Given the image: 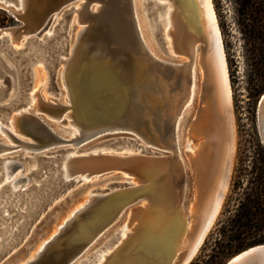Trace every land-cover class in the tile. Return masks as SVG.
<instances>
[{
	"label": "bare ground",
	"instance_id": "6f19581e",
	"mask_svg": "<svg viewBox=\"0 0 264 264\" xmlns=\"http://www.w3.org/2000/svg\"><path fill=\"white\" fill-rule=\"evenodd\" d=\"M20 1L22 5L25 4V0ZM149 1H152L155 6H157V2L166 4L165 14L163 15L162 11L158 9L157 15L161 22H163L164 18L166 19L165 36L166 39L167 36L172 39L167 45L168 50L170 48L169 54L173 55L174 50L175 53L182 52V54L191 55L193 58L191 88L189 94L184 97L175 116L174 137L163 139L159 135L157 136L158 139L156 138L154 141L159 146L173 150L174 156L168 160L146 155L131 157L129 159L109 157L112 151L119 154L123 151L136 153L130 147H121L119 150L112 148L95 149L93 150V156L80 160L76 156L81 153L70 152L76 146H83L82 144L91 138L86 137L81 122V119L84 118L82 104L86 98L89 99V92L84 81L88 79V74L90 77V74L93 73L92 68L98 70L101 65L100 61L94 60V58L89 56L84 46L85 29H87L86 26L91 21V15L86 7H82L79 4L76 13L80 28L76 31L75 41L68 53L60 58L61 68L59 76L61 84L66 90V101L56 96L49 97L48 99L43 98L40 94L43 84L41 83L42 75L38 69V62L41 61L44 65L45 62L43 58L31 60L34 83L29 94L30 104L15 110L9 116L7 122H4L3 119L0 120V131L14 143H6L0 139V143L2 144L0 154L5 151L13 152L17 149L29 150L33 147V142L25 138L21 130L22 122L26 115H39L41 113L46 115L50 121L55 120L60 123L63 121V118H67L68 124L66 127H57L58 130H68L70 132L69 135H72L71 138H67L59 134L65 141L58 144H70L72 147L63 160L62 167L65 178L70 179L75 172H82L81 176L83 179H90L92 178L91 176L98 174L102 168L116 166L135 176L142 186L115 190L108 196L102 197L90 193L83 203L79 207L74 208L62 223L57 226L55 233L44 241L38 250L25 261L36 259L50 241L53 240V244L61 243L64 237L62 229L68 223L74 221L80 226L85 225L86 221H89L86 216L83 218V213L87 209L95 207L94 209L97 210L96 214L107 213L108 219L112 220V223L118 219L117 217H119L121 210L126 205L137 199H152V203L146 206L148 201H144L141 205H133L128 223L123 226L122 230L119 229L117 232L120 234L119 239H121V242L117 246L112 250L109 248L110 250L107 251H103V247L105 246H102L83 259L82 257L89 251L90 247L105 234L103 233L105 229L100 230L99 228V231H96V235L90 240L84 251L72 259L69 264H75V262L76 264H88L94 257H97V259L93 264H103L105 261L110 263L118 257L115 254L119 252L117 250L118 247H124L126 244L129 245L128 251L131 250V247H134L138 251L143 249V252L140 254L148 264H173L180 252L187 251V256L189 257L194 252V244L216 204V196L222 184L223 171H225V168L227 170L230 157H232L237 145V130L235 132L236 136L231 142L228 137L227 103L230 101V90L227 77L229 71L227 72L226 51L212 0H135L137 15L146 44L154 55L161 57L154 48L155 44H153L154 40L158 44L159 42L156 37V25L150 19L149 10L146 6ZM34 32L28 30L13 35L11 40L14 48L22 51L27 46L28 38L30 36L34 37ZM221 40L223 42V49ZM198 64L203 69L202 87L205 80V92L202 95L201 91L200 98L203 101H208L211 105L209 109L202 112V120L191 123L188 130L189 143L192 142L193 138L201 140L196 144H192L190 146L191 151L186 152L189 155L190 164L193 169L197 196L196 202L193 203L192 214H189L185 211L183 205L188 170L185 167L186 160L181 153L178 128L180 127L181 117L186 109L192 105L197 93V75L200 70ZM36 97H38V106L34 109L32 102H34ZM225 98L226 106L224 104ZM213 99H217V105H213ZM258 120L261 129H263L264 97L259 104ZM205 136L208 137L207 141L200 148V144ZM262 136L264 138L263 132ZM140 141L144 144L151 142L146 139H140ZM100 152L102 153L100 154ZM0 157L2 159L0 180L6 177V183L0 186V189L4 185H7L10 189L4 196H0V206L3 207L2 214L6 217L1 222V226L6 227V230L3 234L0 233V245H4V243H8L11 239H14L13 237L15 232L18 231L19 223L23 221V217L17 216L15 221L9 222L11 210L8 206H4V204L8 202L13 203L15 207L17 205L16 208L18 209L21 201H19L20 198L15 193L20 194L22 191L29 189L34 183L23 188L27 181H30L29 174L23 175V172L26 170L24 161H6L1 155ZM216 161L219 163V168L214 172L212 165ZM178 165H181L182 170L176 172L175 169ZM21 168L22 171L17 172ZM11 177L15 178L10 180ZM18 184H21L20 188L17 187ZM199 195L202 199H198ZM188 215H194L196 218L192 222L191 229L189 228L190 221ZM94 218L96 216H93ZM107 222L109 221L107 220ZM128 229H131V231L129 232ZM163 231L164 234L161 233ZM128 251H123L119 254L122 255L126 252L124 254L126 255L129 253ZM235 256L230 258L226 264ZM185 259L184 263L189 260V258Z\"/></svg>",
	"mask_w": 264,
	"mask_h": 264
},
{
	"label": "water",
	"instance_id": "95a60500",
	"mask_svg": "<svg viewBox=\"0 0 264 264\" xmlns=\"http://www.w3.org/2000/svg\"><path fill=\"white\" fill-rule=\"evenodd\" d=\"M25 4H21L20 0H0V8L8 11L21 24L0 28V51L5 55H10L17 62L20 61L19 53L21 50L14 48L12 44V36L24 31H38L47 21L49 16L55 14L65 6H71L77 10L79 4L86 7L91 15L90 22L87 24L84 34V46L91 58L100 61L98 70L92 68V74H88V79H85L86 88L89 92V99L86 98L82 104L84 118L81 119L82 128L89 141L104 134H127L117 139H109L104 144L112 149H121V147H130L134 150L139 147L141 150L135 154L130 151H123L121 154L112 151L109 157L117 159H129L139 156H153L164 160L172 159L174 156L173 150L167 147L159 146L154 141L157 136L168 139L174 137V119L180 105L187 94L190 92L192 81V65L193 58L191 55L175 53L183 58L178 60H170L164 57L154 55L146 44L142 28L139 23L135 0H25ZM150 19L156 25V37L162 48L167 51L165 32L162 28L166 25V19L160 21L157 15V10L160 9L162 14H165L166 4L157 2V6L152 1L146 4ZM154 14V16H151ZM30 36L28 39H34ZM48 45V42L45 43ZM43 45V46H45ZM223 49V42L221 40ZM38 53L39 48L35 47V42L30 41L31 52L28 55L32 58H43L46 66L50 71H55L60 64V53L63 47H49ZM36 49V50H35ZM227 59V56H226ZM31 65L29 66V69ZM228 72V70H227ZM230 90V103H227V116L229 124L228 137L230 142L235 138V114L233 107L232 86L230 75L227 74ZM205 82V80H204ZM203 82L202 95L205 92V84ZM12 85L15 83V78L11 79ZM264 94L260 97L259 104L263 99ZM23 99H20L22 101ZM213 105H217V99L212 100ZM226 106V98L224 100ZM211 103L203 101L200 98L192 123L202 120L204 110L210 108ZM30 114V113H29ZM39 115H26L22 122L21 130L25 138L30 139L33 147L28 151L30 157L35 158L40 163V166L34 171L35 177L42 179L38 184L34 183L29 189L22 191L20 194L15 193L20 198V205L13 203H5L10 210H14L18 217H23V221L19 223L18 231L14 234V239L8 243L0 245V259L5 256L21 238L24 237L30 224L35 220L50 204L73 184L88 179H83L82 172L75 174L67 179L63 176V160L72 148L70 144H60L64 149L61 153L54 156L48 155V149L52 146H59L58 143L65 141L55 129ZM182 121V117H181ZM180 121V124H181ZM191 124V123H190ZM180 128V127H179ZM178 128V131H179ZM259 135L262 142L264 138V128L261 129L258 122ZM63 130V129H62ZM177 131V133H178ZM171 135V136H170ZM208 137L205 136L200 144V148L205 144ZM140 139L151 141L144 144ZM2 144L0 143V148ZM159 151H168L154 153L151 149ZM56 150V151H58ZM19 152V150H15ZM93 150L78 154V159L88 158L93 156ZM102 152H100L101 154ZM236 150L234 149L232 157H230L227 170L223 171L222 184L219 187V192L216 196V204L214 205L207 222L204 224L200 236L194 244V252L191 257L187 256V251L180 252L173 264H190L201 246L203 245L208 232L212 228L226 197L230 187L235 160ZM20 154V153H18ZM221 167V166H220ZM219 168L217 161L212 165L215 172ZM2 169V159L0 157V170ZM176 172L182 170L181 165L176 167ZM114 172L122 173L128 179H133L138 184L134 183L130 187L142 186L135 176L127 173L116 166L105 167L100 172L91 177L102 176ZM212 186V185H211ZM210 186V187H211ZM195 187V186H194ZM126 189V188H121ZM211 189V188H208ZM119 190V189H115ZM115 190L106 194H95L96 196H108ZM10 189L4 185L0 189V196H4ZM203 194V193H202ZM196 197V192H195ZM200 198V195L198 199ZM197 199V197H196ZM202 199V198H200ZM142 199L128 204H138ZM146 206L152 203V199L145 200ZM25 205V206H24ZM126 205L125 207H127ZM23 207V208H22ZM124 207V208H125ZM2 206H0V233L3 234L6 227L1 226V222L6 218L2 214ZM95 208V207H94ZM87 209L83 213V218H88L85 225H78L74 221L68 223L63 230V241L54 243L53 240L47 244V247L38 255L36 259L24 261L20 264H69L79 253L84 251L90 240L100 230L103 233L108 231L117 220L121 217V210L118 219L111 223L107 213L96 214V209ZM131 210V209H130ZM143 215V214H142ZM93 216L96 218L93 219ZM144 216V215H143ZM190 216V215H188ZM194 216V215H193ZM195 217V216H194ZM107 220L109 222H107ZM123 228V227H122ZM122 228L120 230H122ZM97 231V232H96ZM164 234V231L161 232ZM120 238V234L116 233L107 243L116 242ZM4 242V240H3ZM114 242V243H115ZM106 243V244H107ZM3 244V243H1ZM105 244V245H106ZM104 245V246H105ZM119 252L115 253L116 257L110 263L105 261L103 264H148L142 258L140 251L135 250L126 244L124 247H118ZM122 250V251H121ZM123 251L122 255L119 253ZM119 254V255H118ZM140 255V256H139ZM147 257V256H146ZM148 258V257H147ZM153 258V257H152ZM185 258L189 260L184 263ZM97 257H94L88 264H93ZM228 264H264V243H259L250 246L236 256Z\"/></svg>",
	"mask_w": 264,
	"mask_h": 264
},
{
	"label": "rangeland",
	"instance_id": "374dc122",
	"mask_svg": "<svg viewBox=\"0 0 264 264\" xmlns=\"http://www.w3.org/2000/svg\"><path fill=\"white\" fill-rule=\"evenodd\" d=\"M212 2L215 8L220 30L222 32L227 56V66L234 100L233 107L236 120L237 145L233 175L223 205L212 228L208 232L203 245L190 264H226L228 260L234 255L252 246L244 245L242 248H234V242L229 238L230 230L227 229V226L230 225L228 218L236 211L240 193H243L246 189H249L248 186H252L248 182V178H246V172L252 170L254 165L259 160L260 154H264V143L261 140L258 129V109L260 97H257L250 92V86L248 85L244 75L240 39L238 38L237 28L235 26L232 4L230 0H212ZM151 16H154V14ZM14 20V23H11V25L8 24L7 27L21 24V22L16 21L15 18ZM78 28H80V24L77 22L76 11L74 8H71V6H65L55 14L49 16L45 24L34 34L35 38L28 40L27 46L19 53V62H17V59H14L8 54L5 55L3 51H0V120L3 119L4 122H7L9 116L13 114L15 110L26 107L30 104L29 94L31 93L34 83L31 65V60H34V58L28 55V53L31 52L30 41L35 42V47L37 46V48H39L38 53L44 51L45 49H50L49 47L53 46L56 48L58 46L63 47L59 55L61 57L68 53L71 45L74 43L75 34ZM162 31L165 32V27L162 28ZM170 40L172 39H170L169 36H167V39H164V42H167L166 46ZM227 41H231V48L227 46ZM47 42L48 45H45ZM153 44H155L154 48L156 51L166 59L178 60L183 58L180 55H176L174 50V54L170 55V48L169 50L167 48V51H165L161 44H158L156 40H154ZM30 65L31 68L29 69ZM38 66L40 74L42 75L41 83L43 84V87L40 90V94L43 96V98L48 99L49 97L56 96L58 98H62L63 101H66V90L65 87L62 86L59 76L61 64H58L55 71H50L46 64L44 65V63L41 61L38 62ZM198 68L200 70L197 75V93L192 105L184 112L179 128L180 146L182 149L181 153L186 160L185 167L186 170H188L186 175V187L183 205L185 211L189 214H192L193 203L196 202L197 196L195 197L196 186L193 169L190 164L189 155H187L186 152L189 150L191 151L190 146L192 144H196L201 141L199 138H193L192 142H188V130L190 129V123H192L191 121L194 119L199 106L200 95L202 91L201 83L203 80V69L200 64H198ZM13 77L15 78V83L12 85L11 79ZM20 99L23 100L20 101ZM32 105L34 109L37 108L38 97L35 98L34 102H32ZM41 116L44 117V119L54 129H56L55 131L58 134H62L67 138L72 137L71 134L69 135L70 132H68V130H64V132L61 129H57V127L67 126V118H63V121L60 123L55 120L50 121V119H48L44 114H41ZM123 135L127 134H104L102 136L96 137V139L89 141L83 146H76L70 152H78L82 154L95 149L111 148L104 144L105 141H108L109 139H117ZM0 139L6 143L14 144L4 133H2V131H0ZM64 148L66 147L61 145L49 147L48 155L46 156L57 155L62 151L58 149ZM134 150L139 152L141 149L139 147H135ZM151 151L156 154L160 152H165L168 154V151H159L153 148ZM10 152L12 151H5L0 155L6 161H24L26 170L23 172V175H30V181H27L23 188H26L33 183L38 184L42 178L35 177V174L32 172L36 170L38 166H40L38 160L35 158H27L31 156V153H28V151H22L19 149V152ZM19 171H22V168L17 172ZM240 176H244L245 180H240ZM126 177L128 176H125L119 172H114L102 176L92 177L88 180L78 182L68 187V189H66L58 197V199L46 207V209L35 220H33L24 237L21 238L20 242L17 243L5 256L0 259V264H20L28 259L38 250L44 241H46L53 233H55L57 226L62 223V221L74 208L79 207L90 193L106 194L115 189L130 187L134 183L138 184L136 181H133V179L127 180ZM14 178L15 177H11L10 180ZM4 183H6V177L0 180V186H2ZM21 184H18L17 187L20 188ZM144 201L145 200H141L138 202V204H141ZM130 209L131 205H128L124 208L122 215L117 220V222L112 227H110V229L106 231L105 234L94 245L90 247L89 251L84 256L82 255L83 259L94 253L100 247L104 246L108 241H110L113 235L118 232L119 229L128 223V218L131 214ZM10 218L11 219L9 222L15 221L17 219V215L14 210H11ZM195 219L196 218L193 215L189 216L190 229L192 222ZM128 230L129 232L131 231V229ZM226 230L228 231L227 233ZM114 242L107 243L105 247H103V251L110 249L112 250L121 242V239L115 243Z\"/></svg>",
	"mask_w": 264,
	"mask_h": 264
},
{
	"label": "trees",
	"instance_id": "16d2710c",
	"mask_svg": "<svg viewBox=\"0 0 264 264\" xmlns=\"http://www.w3.org/2000/svg\"><path fill=\"white\" fill-rule=\"evenodd\" d=\"M230 2L240 39L244 75L250 92L261 97L264 94V0ZM14 21L8 11L0 8V28ZM226 43L231 48V41ZM246 178L252 186L240 193L236 211L228 218L227 229L234 248L264 243V154H260L252 170L246 172ZM243 179L244 176H240V180Z\"/></svg>",
	"mask_w": 264,
	"mask_h": 264
}]
</instances>
